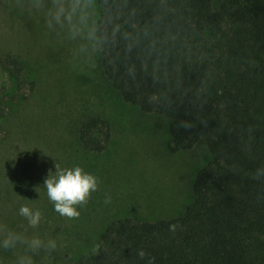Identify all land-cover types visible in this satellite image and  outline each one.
I'll return each instance as SVG.
<instances>
[{"label":"trees","instance_id":"1","mask_svg":"<svg viewBox=\"0 0 264 264\" xmlns=\"http://www.w3.org/2000/svg\"><path fill=\"white\" fill-rule=\"evenodd\" d=\"M95 3L104 78L124 103L164 119L169 154L201 145L206 158L177 214L111 221L74 264H264V177L254 178L264 168V0ZM0 64L18 80L16 59ZM109 137L96 117L76 133L89 154Z\"/></svg>","mask_w":264,"mask_h":264},{"label":"rangeland","instance_id":"2","mask_svg":"<svg viewBox=\"0 0 264 264\" xmlns=\"http://www.w3.org/2000/svg\"><path fill=\"white\" fill-rule=\"evenodd\" d=\"M50 0H0V58L16 59L18 80L0 64V264H74L88 253L105 226L116 219L155 221L177 214L186 203L195 170L206 154L166 151L163 118L124 103L102 75L97 38L88 29L71 35L49 29ZM88 28H95V0H83ZM107 123L109 141L99 154L84 152L77 140L82 121ZM59 168L79 166L98 178L97 190L67 218L52 210L43 179ZM110 197L105 203V196ZM38 209L35 228L17 215L19 206ZM45 245L33 254L28 242Z\"/></svg>","mask_w":264,"mask_h":264},{"label":"clouds","instance_id":"3","mask_svg":"<svg viewBox=\"0 0 264 264\" xmlns=\"http://www.w3.org/2000/svg\"><path fill=\"white\" fill-rule=\"evenodd\" d=\"M45 21L49 29L67 28L73 35H79L82 29H88L89 37L95 35V28H88V13L83 0H50L49 6L45 10ZM264 177V168L255 171L254 178ZM98 178L85 172L79 166L70 168H59L55 166V171L49 173L43 179V188L47 199L52 204V210L58 215L67 218L79 216L77 206H83L91 192L97 190ZM110 197L105 196V203ZM17 215L23 217L31 228H35L41 219V212L38 209L21 205L17 209ZM171 227V226H170ZM18 237L13 233H7L0 246L9 248ZM45 245L37 238L28 242V248L35 254L44 248ZM143 256V252L139 253ZM20 264H32L31 258H25Z\"/></svg>","mask_w":264,"mask_h":264}]
</instances>
